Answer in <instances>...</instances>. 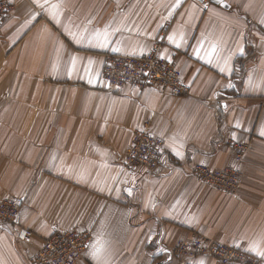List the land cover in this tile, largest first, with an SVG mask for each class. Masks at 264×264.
I'll list each match as a JSON object with an SVG mask.
<instances>
[{
    "label": "crops",
    "instance_id": "1",
    "mask_svg": "<svg viewBox=\"0 0 264 264\" xmlns=\"http://www.w3.org/2000/svg\"><path fill=\"white\" fill-rule=\"evenodd\" d=\"M9 1L0 200L22 208L16 224L0 225V264H30L45 240L71 229L92 232L79 264H217L176 253L199 234L264 251V0ZM155 49L189 94L112 90L103 79L107 54ZM146 122L165 141L156 174L125 166ZM197 163L239 164V191L201 181ZM22 227L33 236L20 240Z\"/></svg>",
    "mask_w": 264,
    "mask_h": 264
},
{
    "label": "built area",
    "instance_id": "2",
    "mask_svg": "<svg viewBox=\"0 0 264 264\" xmlns=\"http://www.w3.org/2000/svg\"><path fill=\"white\" fill-rule=\"evenodd\" d=\"M13 9L9 0H0V20L8 16ZM103 79L112 90H119L127 85L141 89L149 86L160 88L165 93L183 96L191 92L182 80L176 64L160 55L158 49L136 55L107 54L102 73ZM165 141L150 132V122L137 129L131 146L126 154L125 166L131 170L143 169L148 173H159L163 162ZM237 158L240 162L247 151L245 145H236ZM193 174L221 192L235 195L240 188L242 170L239 164L215 169L197 163L192 168ZM20 211V202L15 198L0 201V223H13ZM33 232L20 228L21 240L31 238ZM92 240L90 230L71 229L56 232L45 240L42 247L30 258V264H79L89 249ZM176 253L189 260L199 255H211L219 264H247L253 258L238 248L204 235H197L193 241H180ZM190 262V261H189ZM255 262V261H254ZM195 264V263H190Z\"/></svg>",
    "mask_w": 264,
    "mask_h": 264
},
{
    "label": "rangeland",
    "instance_id": "3",
    "mask_svg": "<svg viewBox=\"0 0 264 264\" xmlns=\"http://www.w3.org/2000/svg\"><path fill=\"white\" fill-rule=\"evenodd\" d=\"M10 198H12V197H10ZM6 199H8V198H6ZM6 199L0 200V201H4V200H6ZM15 199H17V198H15ZM17 200H18V199H17ZM18 201H19V200H18ZM19 202H20V201H19ZM21 208H22V205H21V202H20V211H19V214H20V212H21ZM18 217H19V215H18ZM18 217H17V219H18ZM17 219H16V221L13 222V223H0V225H14V224L17 223ZM17 236H18V232H17ZM32 236H33V234H32ZM32 236H31V237H32ZM18 238H19V236H18ZM19 239H20V238H19ZM20 240H21V239H20ZM231 246H232V245H231ZM236 248H238V247H236ZM238 249L241 250L243 253H245L247 256H249V257H251V258L254 259L255 262H254L253 260H249V261L247 262V264H264V261H263L262 258H260L258 255L254 254V253H251V252H249V251H246V250H244V249H241V248H238ZM200 256H201V255H200ZM203 256H209V257L213 258V259L216 261L217 264H219L215 257H212L211 255H203ZM190 263H192V262H188L187 264H190Z\"/></svg>",
    "mask_w": 264,
    "mask_h": 264
},
{
    "label": "snow or ice",
    "instance_id": "4",
    "mask_svg": "<svg viewBox=\"0 0 264 264\" xmlns=\"http://www.w3.org/2000/svg\"><path fill=\"white\" fill-rule=\"evenodd\" d=\"M250 250L255 252L258 256L264 257V251H261L258 246L253 245ZM201 264H204V262L201 261Z\"/></svg>",
    "mask_w": 264,
    "mask_h": 264
},
{
    "label": "water",
    "instance_id": "5",
    "mask_svg": "<svg viewBox=\"0 0 264 264\" xmlns=\"http://www.w3.org/2000/svg\"><path fill=\"white\" fill-rule=\"evenodd\" d=\"M201 1H203V0H201ZM211 1H213V2H215L217 4H221V5L225 6V7H229V5L227 4V2H225V0H211Z\"/></svg>",
    "mask_w": 264,
    "mask_h": 264
}]
</instances>
